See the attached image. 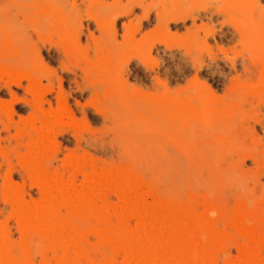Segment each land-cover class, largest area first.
Here are the masks:
<instances>
[{"label":"rangeland","instance_id":"rangeland-1","mask_svg":"<svg viewBox=\"0 0 264 264\" xmlns=\"http://www.w3.org/2000/svg\"><path fill=\"white\" fill-rule=\"evenodd\" d=\"M135 1L0 0V243L17 264H264V0Z\"/></svg>","mask_w":264,"mask_h":264},{"label":"bare ground","instance_id":"bare-ground-1","mask_svg":"<svg viewBox=\"0 0 264 264\" xmlns=\"http://www.w3.org/2000/svg\"><path fill=\"white\" fill-rule=\"evenodd\" d=\"M130 1V0H129ZM137 1H139V0H136L135 2H137ZM132 4V3H134L133 2V0H132V2H129V4ZM138 4H141V2H138L136 5H133V6H131V8H130V13H133L134 11H135V8H136V6L138 5ZM141 6H142V4H141ZM168 14V13H167ZM166 14V15H167ZM168 16V15H167ZM171 19H173V20H179V17H173V18H171ZM36 85V84H35ZM37 87V86H36ZM54 118V117H53ZM53 120H55V119H52V121ZM60 120V119H59ZM48 130V132H49V130L51 131L52 130V128L51 129H47ZM46 132V131H45ZM49 134H50V132H49ZM48 135V134H47ZM52 135H53V130H52ZM54 136V135H53ZM47 137V136H46ZM49 140H51L50 139V137L48 138ZM106 173H107V171H105ZM121 173V172H120ZM93 174V173H92ZM112 174V173H111ZM100 175V174H99ZM107 176V175H106ZM106 176H105V178H106ZM99 177V176H98ZM104 177V175L103 176H100L97 180H96V185L94 186L95 187V191L98 193H100V191H101V187L103 186V182L105 181V178H103ZM94 179V178H93ZM90 180V179H89ZM95 180V179H94ZM108 180V179H107ZM112 180H113V178H112ZM131 180V179H130ZM133 180V179H132ZM116 182V181H115ZM130 182V181H129ZM74 183V182H73ZM62 184V183H61ZM95 184V183H94ZM109 184V183H108ZM57 185V184H56ZM55 185V186H56ZM66 185H68V184H65V186L62 184V188H60V190L59 191H55V192H58V194H60L59 195V197L61 196V194L62 195H65L64 193L66 192L67 194V202H69V201H71L72 199H73V201H72V203H74V205H75V207L77 208L78 207V205H79V203H80V201H81V199H82V197H83V199L85 198V196L87 195V194H85L84 195V193H79L78 191H76V190H74L70 185H68V186H66ZM76 185V184H75ZM134 185V184H133ZM61 186V185H60ZM59 185L57 186V187H60ZM56 187V188H57ZM49 188V187H48ZM104 188H106V186L104 187ZM134 188H133V186H132V191H134L135 192V190H133ZM136 189H137V187H136ZM58 190V189H57ZM130 190V193L129 194H127V195H125V197H124V202L125 203H130L131 202V200L133 199L132 197H134V195L132 196V191ZM118 191V190H117ZM83 192V191H82ZM90 192V191H89ZM94 192V191H93ZM93 192H92V194H93ZM69 193V194H68ZM51 194H52V192H51ZM57 194V193H56ZM55 194V195H56ZM57 194V195H58ZM95 194V193H94ZM93 194V197L95 196ZM54 195V194H53ZM69 195V196H68ZM74 195V197L72 198V199H70L72 196ZM90 195V194H89ZM97 195V194H96ZM101 195V194H100ZM50 196H52V195H50ZM150 196V195H149ZM53 197V196H52ZM56 197V196H55ZM92 197V198H93ZM50 198V197H49ZM65 198V196L64 197H60V199H64ZM100 198H101V196H100ZM86 199V198H85ZM88 200H89V196H88V198H87ZM91 199V198H90ZM88 200H87V202H88ZM93 200V199H92ZM91 200V201H92ZM84 201V200H83ZM90 201V202H91ZM50 202V201H49ZM123 202V203H124ZM153 202V201H152ZM54 204V203H53ZM50 206H51V204H50ZM80 206V205H79ZM120 206H123V205H120ZM94 207V206H93ZM109 207H111V206H109ZM155 207H156V205H155ZM99 209V208H98ZM97 209V210H98ZM108 209V208H107ZM122 209V208H121ZM178 210V209H177ZM99 211V210H98ZM108 211V210H107ZM114 212V211H113ZM115 212H116V210H115ZM109 213V212H108ZM44 214V213H43ZM48 214H50V213H48ZM28 215V214H27ZM38 215V214H37ZM37 215L35 214V216L33 217L34 219H36V220H38L39 221V218L37 217ZM45 215H47L46 213H45ZM51 215V214H50ZM46 217H48V219L55 225V228L56 229H58V230H62V232L61 233H59V234H63L62 236H64V233H66V227H65V225H63V223L62 224H60L59 222H56L55 220H52L49 216H46ZM52 217V216H51ZM116 217V216H115ZM119 217V216H118ZM31 217H29V219H30ZM117 218V217H116ZM123 218V217H122ZM32 219V218H31ZM48 219H46V220H48ZM204 220V219H203ZM26 221H27V219H26ZM31 221V220H30ZM166 221V220H165ZM40 222V221H39ZM156 222V221H155ZM162 222H163V220H162ZM139 223V222H138ZM152 223V222H151ZM33 224V223H32ZM40 224H42V223H40ZM123 224V223H122ZM155 224V223H154ZM174 224V223H173ZM191 224V223H190ZM34 225V224H33ZM37 225V224H36ZM43 225V224H42ZM106 225V224H105ZM125 225V224H124ZM143 225V224H142ZM165 225V224H164ZM208 225V224H207ZM47 225H45V227H46ZM204 226V225H203ZM43 227V226H42ZM42 227H40V228H42ZM45 227H43V229L45 228ZM126 227V226H125ZM124 227V228H125ZM150 227H151V225H150ZM49 229H50V227H48ZM153 228H154V226H153ZM157 228H158V226H157ZM177 228V227H176ZM46 229V228H45ZM56 229H54L53 228V230L55 231ZM65 229V230H64ZM126 229V228H125ZM155 229V228H154ZM181 229V228H180ZM187 229V228H186ZM209 229V228H208ZM207 229V230H208ZM53 230H50V231H53ZM211 230V229H210ZM46 231V230H45ZM49 230H48V232H50ZM53 231V232H54ZM57 231V230H56ZM127 231V230H126ZM125 231V232H126ZM144 231V230H143ZM147 231V230H146ZM151 231H152V229H151ZM53 232H52V235H53ZM58 232V231H57ZM76 232V231H75ZM191 232V231H190ZM211 232V231H210ZM79 233V232H78ZM127 233H129L128 231H127ZM132 233V232H131ZM141 233V232H140ZM144 233V232H143ZM152 233H155V230H154V232H152ZM187 233H189L188 231H187ZM192 233V232H191ZM82 234H83V232H82ZM100 234H104V233H100ZM77 235V234H76ZM79 235H81V234H79ZM101 235V236H102ZM128 235V234H127ZM134 235V234H133ZM147 235V234H146ZM61 236V235H60ZM108 236V235H107ZM142 235H140V237H141ZM145 236V235H144ZM143 236V237H144ZM148 236H150V235H148ZM103 237V236H102ZM126 237H128V240H129V242H130V244H129V249H128V251L126 252L127 254H126V257H127V259L129 258V260L131 259L130 258V256H132V254L135 252L133 249L135 248L134 247V242H136V239L133 237V236H126ZM146 237V236H145ZM0 238H2V237H0ZM105 238V237H104ZM110 238V237H109ZM112 238V237H111ZM147 238V237H146ZM63 239H64V237H63ZM115 239V238H114ZM141 239V238H140ZM149 239H150V237H149ZM153 239H155V238H153ZM3 240V239H2ZM68 240V239H67ZM147 240V239H146ZM146 240H144L145 242H148V240L146 241ZM64 241V240H63ZM74 241V240H73ZM110 241V240H109ZM140 241H143V239L142 240H140ZM143 241V242H144ZM154 241V240H153ZM61 242V241H60ZM71 242V241H70ZM69 242V243H70ZM68 243V242H67ZM67 243L65 244V245H67ZM69 243H68V245H69ZM142 243V242H141ZM147 243H145V245H146ZM154 244V243H153ZM72 245V244H71ZM148 245V244H147ZM161 245V244H160ZM114 246V245H113ZM155 246V245H154ZM157 246V245H156ZM67 247V246H66ZM116 247V246H115ZM117 247H119V246H117ZM147 247V246H146ZM161 247V246H160ZM68 248V247H67ZM120 248V247H119ZM122 248V247H121ZM147 248H149V245H148V247ZM151 249V248H150ZM152 249H154V248H152ZM78 250V249H77ZM72 252V251H71ZM75 252V251H74ZM166 252V251H165ZM77 253V252H76ZM151 253V252H150ZM63 254V253H62ZM148 254V253H147ZM153 254V253H152ZM198 254V253H197ZM77 255V254H76ZM83 255V254H82ZM133 255H135V254H133ZM166 255V254H165ZM195 255V254H194ZM200 255V254H199ZM142 256H144V255H142ZM150 256V255H149ZM171 256V255H170ZM196 256V255H195ZM198 256V255H197ZM166 257V256H165ZM169 257V256H168ZM204 257V256H203ZM68 258V257H67ZM105 258V257H104ZM146 258H147V256H146ZM149 258H151V257H149ZM152 258L153 259H155V257H153V255H152ZM167 258V257H166ZM197 258V257H196ZM112 259V258H111ZM134 259H135V257H134ZM138 259V258H137ZM171 259V258H170ZM125 260V259H124ZM123 260V261H124ZM131 260H133V259H131ZM162 260V259H161ZM197 259H195V261H196ZM24 261V260H23ZM127 261V260H126ZM137 262V261H136ZM164 262V261H163ZM207 262V261H206ZM17 264V262L15 263L13 260H12V258L10 257V255H9V253L5 250V247L4 246H2V243H0V264ZM139 263V262H138ZM161 263V262H160ZM165 263H167V262H165ZM204 263V262H203ZM211 263V262H210ZM120 264V263H119ZM193 264H196V262L195 263H193ZM199 264V263H198ZM208 264V263H207Z\"/></svg>","mask_w":264,"mask_h":264}]
</instances>
